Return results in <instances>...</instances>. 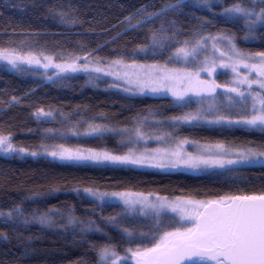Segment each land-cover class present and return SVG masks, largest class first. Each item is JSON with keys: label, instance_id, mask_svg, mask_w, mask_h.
<instances>
[{"label": "trees", "instance_id": "obj_1", "mask_svg": "<svg viewBox=\"0 0 264 264\" xmlns=\"http://www.w3.org/2000/svg\"><path fill=\"white\" fill-rule=\"evenodd\" d=\"M232 5L233 0L209 8L192 0L183 5L178 0H0V50L48 57L44 61L54 64L87 57L99 63L172 67L176 62L170 56L185 42L191 48L203 35L228 34L240 51L264 53V25L248 29L243 19L229 18L224 10ZM244 6L264 7L248 0ZM153 35L164 43L153 44ZM225 79L220 75L217 82L222 85ZM198 110L193 100L133 96L88 74L56 76L0 65V135L25 153L0 156V264H102L105 248L130 257L129 248L158 235L157 224L162 231L177 226L172 216L157 220L122 205L99 204L85 189L197 202L264 194V163L169 171L64 162L49 154L63 149L124 155L130 144L121 131L136 128L165 136L170 145L264 150L261 128L183 122ZM97 125L110 131L83 135ZM118 264L135 263L130 258Z\"/></svg>", "mask_w": 264, "mask_h": 264}, {"label": "snow or ice", "instance_id": "obj_2", "mask_svg": "<svg viewBox=\"0 0 264 264\" xmlns=\"http://www.w3.org/2000/svg\"><path fill=\"white\" fill-rule=\"evenodd\" d=\"M186 2L187 0H178V3L181 5ZM192 2L198 6L200 4H209L211 0H192ZM249 3H255V0H249ZM261 3H264V0H261ZM172 7L175 9L176 6L173 5ZM224 14L243 18L249 29H252L257 24L264 25V8H261L257 12L251 7L244 6V0H233L232 7L225 8ZM152 40L153 44L164 43L163 39L156 35H153ZM205 43V40H199L193 47L189 48L188 43L185 42L170 56V60L175 62L183 61L186 65L189 57L193 59L197 57V49L204 47ZM234 55L241 60L250 58L251 56V54L242 55L235 50ZM256 55L261 58L258 62L252 64L245 63L243 67L251 68L258 75H264V53H257ZM221 56H223V53H221ZM45 59L49 58L45 57ZM83 59L85 63L80 67L75 63L68 65L40 64V60L32 53H28L27 55H8L4 50H0V60H6L17 70H21L19 67L20 64L35 63L45 68L54 66L60 69V71H88L87 57ZM120 62L119 60L114 61V63ZM151 67L157 68L156 65ZM99 70L94 69V71ZM214 70L215 63L209 64L208 61H205L197 73L186 72L182 78L191 82L192 76L195 75L199 83V71L210 72ZM180 71V69L169 70L165 68V70L160 71L155 76L145 74L148 76L146 79H141L137 76L134 83L140 91H143L145 88H148L152 92L167 90L172 92L177 100H183L184 93L175 91L171 84L163 83V81H176L180 79ZM233 71H236L235 67H233ZM106 74L111 75V73ZM128 83H133V81L129 80ZM216 87H219V85H216ZM249 87H251L250 84ZM260 87L264 88V82L260 83ZM128 90L125 89V91ZM226 90L230 93H236L238 96L244 98L245 101L247 99L244 97V92L240 91L237 87L227 88ZM195 94L200 95V91L196 90ZM228 99L232 100L233 98L230 96ZM259 103V109L256 108L255 102L253 103V111L250 119L232 121L226 120L225 117H219L217 120L210 121V123H221L225 120L230 124L242 122L253 127L260 126L264 130V98H261ZM44 114L51 115V113ZM201 118L200 114H189L182 119L185 122H189ZM108 130L110 131V129ZM102 131L104 129L99 125L92 128V132ZM134 131L137 142L144 139L140 128H136ZM217 147L221 151L226 152L222 145H218ZM13 150L10 138L0 135V152ZM20 151H23V149H20ZM49 154L61 160L94 161L97 163L109 161L114 164H148L150 167L162 166L160 163L153 162L156 160L155 156L145 155L144 153L137 155L132 150L126 155L92 151L70 152L68 150L51 152ZM32 155H36V153H32ZM172 155L178 156L179 153L173 152ZM262 158H264V150L256 151L254 149H249L247 154L240 153L237 159L227 160L223 158L213 159L211 157H205L202 154L193 156L189 153L187 159L183 161L179 159L173 160L166 166L179 167L183 163L185 167L196 169L200 166L224 167L225 164L254 165L264 163V159ZM84 191L88 196L94 197L102 202L105 201V197L118 198L123 201L128 209L133 211L144 213L146 210H151L157 220H159L161 212L165 209L176 213L179 217L174 230L162 231L161 226L157 224L156 232L158 235L153 236L147 241L141 240L139 243L143 245L142 247L138 246L135 249L129 248L127 251L131 254L130 257L118 259L127 261L130 258H135V264H209V262H214V264H264V194L224 197L221 200L197 202L196 204H191V202L170 204L166 199L161 200L158 197L155 200H151L149 197L142 195L132 198L127 193H100L92 189H85ZM40 219L41 223L46 222L44 217ZM115 219V217L112 218L113 221ZM124 231L129 237L133 235L128 229H124ZM141 235L143 236L144 233H141ZM109 254L114 257L112 264H117L115 253H110V250L107 248L101 252V260H105Z\"/></svg>", "mask_w": 264, "mask_h": 264}, {"label": "rangeland", "instance_id": "obj_3", "mask_svg": "<svg viewBox=\"0 0 264 264\" xmlns=\"http://www.w3.org/2000/svg\"><path fill=\"white\" fill-rule=\"evenodd\" d=\"M249 1V0H248ZM220 0H211L209 4H200L198 6L209 8L211 5L215 3H219ZM253 4H261L264 5V3H261V0H255V3ZM178 7V6H177ZM255 11L259 12L261 8L251 7ZM166 11V9H165ZM228 16V15H227ZM231 19L240 18L239 16H228ZM244 21V20H243ZM246 25V24H245ZM247 26V25H246ZM260 24L254 25L252 29L258 28ZM248 27V26H247ZM249 29V27H248ZM199 40H205L206 43L204 47L197 49V57L193 59L192 57L188 58V62L185 65L183 61L176 62V65L172 67L163 66V65H156L157 68H153L151 66L153 65H131L126 64L123 62L120 63H99L95 62L92 59L87 58L88 61V71H60V69L49 66L47 68L38 66L35 63L33 64H20V69L24 67H29L31 69H34L38 72H41L43 74L52 73L56 76H62V75H69V74H77V73H83L88 74L91 77L95 79H103L106 80L111 84V86L115 89H120L124 91L127 94L133 95V96H143V95H163V96H170L174 100L185 103L189 100L195 101V103L199 104V110L196 114L201 115V119L199 120H191L189 122H199V123H207V124H229L226 120H232V121H243L245 119H250L251 114L253 111V103L255 102V106L257 109L260 108L259 100L261 98H264V88L260 87V83L264 82V75H258L256 71L252 70L251 68H245L243 67V64H252L254 62H258L261 58L258 57L256 54H251L250 58H244V59H238L234 55V50L236 52L241 53L242 55H246L248 53L240 51L236 44L235 39L228 35H218V36H209V35H203ZM198 40V41H199ZM234 46V49H233ZM221 53H223V56H221ZM8 55H13L9 54ZM40 60V64H49L48 62L44 61L45 58L37 57ZM208 61L209 64L215 63V70L206 72V71H199V83L197 82L196 76L193 75L191 78V82L187 79H183L184 73H197L200 69L201 65ZM75 63L78 67L84 65L85 60L83 58L76 59V60H70L66 63H60L64 65ZM51 65H56L54 63H50ZM0 65H5L10 67L11 69L17 70L16 68H13L11 64H9L6 60H0ZM227 65V66H222ZM142 66V67H140ZM233 67H235L236 71H233ZM167 69H180V79H177L176 81H163L165 84H171L175 91L179 93H184V99L183 100H177L176 96L172 94V92H169L167 90H161L157 92H152L148 88H145L143 91H140L135 85V80L137 76H139L141 79H146L148 76L145 74H149L150 76L157 75L160 71ZM94 69H100L99 71H94ZM111 73V75L106 74ZM127 73V75H125ZM220 75H226L225 83L222 85H219L217 82V78ZM131 80L133 83H128V81ZM249 84L251 87H249ZM216 85H219V87H216ZM231 87H237L240 91L244 92V97H246V101L244 98L238 96L236 93L227 92V88ZM125 89H129L128 91H125ZM199 90L200 95H196L195 91ZM211 90V91H210ZM232 97V100H229L228 97ZM255 98V100H254ZM219 117H225L226 120L221 123H210V121L217 120ZM183 122H185L183 120ZM231 125H243L247 127H253L250 125H246L244 123H231ZM260 128V126H255L254 128ZM109 131H102V132H92V128H88L86 132H84L85 137H92V136H98L102 135L104 133H108ZM144 139L137 142V138L135 136V131H127L123 130L121 133L123 134V139L125 143L130 144L129 151H134L137 155L144 153L145 155L149 156H155L156 160L153 161L154 163H160L161 167H153V168H160L162 170H182V171H208L213 170L216 168H223L219 166H200L199 168L193 169L188 168L181 163L179 167H168L170 161L173 160H185L188 158V154H192L193 156L197 155H203L205 157H211L213 159L223 158L224 160L227 159H237V156L240 153L247 154L248 151L244 150H232L228 149L225 146H223L225 151H221L217 146L218 145H198L194 143H184V142H178L176 145H170V142L168 139H165V136H156L151 135L146 132H143L141 130ZM11 142V141H10ZM12 144V143H11ZM13 147V146H12ZM13 151H7V152H0V156L3 157H9L12 154H19L24 155V152H20L13 148ZM159 150V151H156ZM65 150L63 149H57L54 152H63ZM81 152H85V150H79ZM128 151V152H129ZM93 152V151H92ZM98 152L99 151H95ZM128 152H126L124 155H126ZM173 152H178V156L172 155ZM109 153V152H107ZM112 154V153H109ZM115 155V154H114ZM54 157V156H53ZM58 160V157H54ZM264 159V158H262ZM64 162H79V163H88V164H114L109 161L104 162H94V161H72V160H61ZM131 165V164H130ZM228 164H225L224 167H226ZM137 166L141 167H150L148 164H140ZM200 169V170H199ZM87 196L88 194L85 193ZM130 197L136 198L140 194L136 193H127ZM144 197H149L151 200H155L157 197L154 196H146L142 195ZM91 200H94L98 202L99 204H118L125 206L123 201L114 198V197H105V201H100L94 197L88 196ZM160 198V197H158ZM161 200H165L166 198H160ZM168 203H185V202H191V204H196L197 201L193 200H187V199H173L169 200L166 199ZM126 207V206H125ZM131 210V209H130ZM132 212L138 213L142 216H152L155 217L153 212L151 210H146L144 213H141L139 211H133ZM162 216H172L177 221L179 220V217L176 213H173L167 209L163 210L161 212L160 217ZM188 223V222H185ZM111 253V252H110ZM115 258H117V264L122 262L123 259L118 255L115 254ZM114 257L109 254L108 257L105 260H102V264H112ZM131 260L135 263V258H131ZM211 264H214V262H209Z\"/></svg>", "mask_w": 264, "mask_h": 264}]
</instances>
